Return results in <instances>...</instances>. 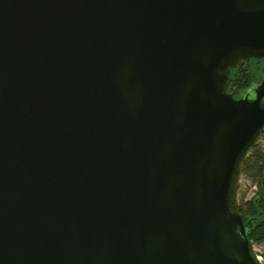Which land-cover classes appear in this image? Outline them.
Instances as JSON below:
<instances>
[{
  "label": "water",
  "instance_id": "1",
  "mask_svg": "<svg viewBox=\"0 0 264 264\" xmlns=\"http://www.w3.org/2000/svg\"><path fill=\"white\" fill-rule=\"evenodd\" d=\"M251 60L264 0H0V264H259Z\"/></svg>",
  "mask_w": 264,
  "mask_h": 264
},
{
  "label": "trees",
  "instance_id": "2",
  "mask_svg": "<svg viewBox=\"0 0 264 264\" xmlns=\"http://www.w3.org/2000/svg\"><path fill=\"white\" fill-rule=\"evenodd\" d=\"M264 70L263 60H251L248 63L240 62L235 68L230 69L229 83L233 96L243 91H249L256 83L260 82ZM240 96V95H239ZM264 133L257 145L247 157L242 175L253 182L257 188L254 196L249 200L241 201L239 214L243 217L245 232L250 245H263L264 247ZM262 263L264 264V249ZM252 257L255 259L254 254Z\"/></svg>",
  "mask_w": 264,
  "mask_h": 264
},
{
  "label": "rangeland",
  "instance_id": "3",
  "mask_svg": "<svg viewBox=\"0 0 264 264\" xmlns=\"http://www.w3.org/2000/svg\"><path fill=\"white\" fill-rule=\"evenodd\" d=\"M246 92L249 93L250 98H253V92L251 91V89L249 91H243L242 93L237 94V96L243 95L244 93L246 94ZM254 187H255V184L253 182H251L249 179L241 175L240 183H239V191H238V201H239L238 203L239 204L241 201L249 200L250 198L254 196L256 192ZM251 249H252L251 253H253L254 255H260L263 253L264 247L263 245H252ZM261 263H262V259H261Z\"/></svg>",
  "mask_w": 264,
  "mask_h": 264
},
{
  "label": "built area",
  "instance_id": "4",
  "mask_svg": "<svg viewBox=\"0 0 264 264\" xmlns=\"http://www.w3.org/2000/svg\"><path fill=\"white\" fill-rule=\"evenodd\" d=\"M254 256H255L256 261L260 264L261 263V259H262L261 254L260 255H254Z\"/></svg>",
  "mask_w": 264,
  "mask_h": 264
},
{
  "label": "flooded vegetation",
  "instance_id": "5",
  "mask_svg": "<svg viewBox=\"0 0 264 264\" xmlns=\"http://www.w3.org/2000/svg\"><path fill=\"white\" fill-rule=\"evenodd\" d=\"M246 93H247V92H246ZM244 94H245V93H244ZM241 96H242V95H240V96L238 95L237 97L235 96V98H240ZM262 181H263V184H264V177H263V180H262ZM254 188H255V191H256V190H257L256 186H255Z\"/></svg>",
  "mask_w": 264,
  "mask_h": 264
}]
</instances>
